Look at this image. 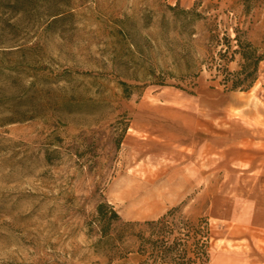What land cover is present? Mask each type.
Listing matches in <instances>:
<instances>
[{
	"label": "rangeland",
	"instance_id": "374dc122",
	"mask_svg": "<svg viewBox=\"0 0 264 264\" xmlns=\"http://www.w3.org/2000/svg\"><path fill=\"white\" fill-rule=\"evenodd\" d=\"M237 35L264 53V0H0V264H138L125 222L166 204L185 233L208 220V264H264V155L238 118L264 115V61L227 90ZM101 202L122 241L98 243Z\"/></svg>",
	"mask_w": 264,
	"mask_h": 264
},
{
	"label": "trees",
	"instance_id": "16d2710c",
	"mask_svg": "<svg viewBox=\"0 0 264 264\" xmlns=\"http://www.w3.org/2000/svg\"><path fill=\"white\" fill-rule=\"evenodd\" d=\"M246 2V0H245ZM193 13L192 11H186ZM226 38V37H225ZM238 48L234 49V55L241 56L240 68L237 71H231L227 64L234 59V56L228 57L221 54V58L226 60L223 65V83L227 90H249L257 81L261 63L264 61V53L248 40H243L236 36ZM228 48L231 42L226 38ZM196 85V84H195ZM193 92V91H191ZM178 210V206L168 209L162 216L157 219L145 220L143 222H125L128 228L134 224H140L143 227L138 233L130 232V235L138 237L140 242L137 252L141 255L142 260L138 264H208L211 253L209 250V227L206 222L205 229H196L193 234L184 232L174 224H170V217ZM99 227L98 243L109 244L111 241H122L125 232L117 231L112 235V228L116 222L122 221L120 213L114 205L109 202H101L97 205V214L95 216ZM179 234V235H178ZM192 243L190 244V241ZM193 253V256L189 254Z\"/></svg>",
	"mask_w": 264,
	"mask_h": 264
},
{
	"label": "crops",
	"instance_id": "0c3cea01",
	"mask_svg": "<svg viewBox=\"0 0 264 264\" xmlns=\"http://www.w3.org/2000/svg\"><path fill=\"white\" fill-rule=\"evenodd\" d=\"M239 105H241L240 102H238V107L234 106V108H241V106H239ZM238 118H239V120L244 122L243 124L245 126H246V124H253L254 125L253 130H251L249 127H245L243 130L244 132L253 133L255 135V137L253 139H251V138L248 139V138L243 136L242 140H243L244 144L242 143V144H240V146L243 145V148L245 149V154L255 153V150H254V152L253 151L249 152L250 150L248 151L247 148H252L253 144H255L256 146L259 144L261 147L260 149L263 150V155H264V115L262 114V112H260L258 110L257 112L254 113L253 116H245L243 118L239 116ZM207 128H209V127H207ZM211 135H213V131H211ZM251 140H253V141H251ZM206 147H207V150H209V152L207 154H209V156L213 155L214 147H213V142L211 140L207 141ZM210 161H212V159ZM245 163H247V161H245ZM254 172H256V174L261 175V178H260L261 181L264 179V166L260 167L259 169H256ZM169 207H170V205L166 204L165 208L161 211V213L159 215L155 216V218H158L161 215H163ZM259 210L260 211H257L253 215V219L257 224H259L262 228H264V208H261Z\"/></svg>",
	"mask_w": 264,
	"mask_h": 264
},
{
	"label": "bare ground",
	"instance_id": "6f19581e",
	"mask_svg": "<svg viewBox=\"0 0 264 264\" xmlns=\"http://www.w3.org/2000/svg\"><path fill=\"white\" fill-rule=\"evenodd\" d=\"M232 229V228H231ZM237 237H239V236H237Z\"/></svg>",
	"mask_w": 264,
	"mask_h": 264
}]
</instances>
